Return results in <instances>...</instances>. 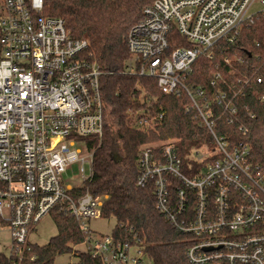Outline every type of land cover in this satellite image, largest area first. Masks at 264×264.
Wrapping results in <instances>:
<instances>
[{
    "label": "built area",
    "instance_id": "obj_1",
    "mask_svg": "<svg viewBox=\"0 0 264 264\" xmlns=\"http://www.w3.org/2000/svg\"><path fill=\"white\" fill-rule=\"evenodd\" d=\"M258 1L264 4L155 0L128 34L133 71L155 77L166 94L187 95L186 109L197 111L212 134L213 147L190 155L201 167L185 165L175 139L145 144L138 152V185L150 186L157 209L178 232L194 237L186 251L191 264H264V171L250 161L248 143L217 133L215 117L216 108L223 109L233 123L234 98L249 79L228 81L215 72L209 88L188 83L200 55L222 39L234 41L245 25L264 16V10L249 14ZM173 41L189 46L172 49ZM86 47V40L72 38L64 19L44 14V0H0V229L11 237L9 252L3 251L7 264L22 263L33 227L53 211L75 218L85 235L81 251L102 264H144L145 258L153 264L139 244L89 227L103 204L87 189L94 173L89 141L102 138L106 114L102 73L82 56ZM130 118L139 129H154L164 111L142 109ZM74 170L80 185L69 181Z\"/></svg>",
    "mask_w": 264,
    "mask_h": 264
},
{
    "label": "trees",
    "instance_id": "obj_2",
    "mask_svg": "<svg viewBox=\"0 0 264 264\" xmlns=\"http://www.w3.org/2000/svg\"><path fill=\"white\" fill-rule=\"evenodd\" d=\"M154 1L44 0V14L64 19L72 38L87 41L82 56L95 61L102 73L104 110L110 121L105 123L101 139L89 141L94 173L87 185L89 192L102 199L101 217L115 218L111 234L118 240L142 246L153 264H191L186 251L194 237L178 232L157 209L153 189L137 183L138 152L145 144L173 138L185 165L192 163L198 167L204 164L192 160V152L204 145H214L212 134L201 123L197 111L186 109L190 102L187 95L164 93L155 77L141 76L130 66L133 56L128 49L129 31ZM178 46L189 44L171 43L172 49ZM215 72L228 81L249 79L242 82L243 94L234 98L238 114L232 124L227 123L224 110L216 108L217 133L229 136L233 143H248L250 161L264 171L263 15L245 25L234 41L222 39L210 53L200 55L188 83L209 88ZM258 77L262 82L257 81ZM218 87L226 85L219 83ZM142 109L152 115L164 111V118L154 129H139L130 115ZM51 216L57 234L46 244L32 242L21 264H54L58 256L72 253L79 258V264H102L92 253L73 248L85 240L74 217L56 211ZM8 261L6 253L0 250V264Z\"/></svg>",
    "mask_w": 264,
    "mask_h": 264
},
{
    "label": "rangeland",
    "instance_id": "obj_3",
    "mask_svg": "<svg viewBox=\"0 0 264 264\" xmlns=\"http://www.w3.org/2000/svg\"><path fill=\"white\" fill-rule=\"evenodd\" d=\"M264 10V4L261 2H255L250 6L249 14ZM130 66L133 68L134 63L131 62ZM106 122L110 121V117L107 115L105 117ZM173 139V138H169ZM70 182L74 185L81 184V178L79 174L74 171H70ZM89 170H87V175ZM75 175V177H74ZM116 224L115 218H104L100 217L97 219H92L89 222V227L92 231L99 233V235L111 234ZM57 234V225L51 215H46L43 217L32 229L29 239L33 243L46 244L49 242L50 238ZM11 246L10 233L6 228L0 229V250L9 252ZM85 244L78 246L77 250H84ZM76 262L75 253L74 254H64L57 257L55 264H73ZM149 263V260L145 258L144 264Z\"/></svg>",
    "mask_w": 264,
    "mask_h": 264
},
{
    "label": "crops",
    "instance_id": "obj_4",
    "mask_svg": "<svg viewBox=\"0 0 264 264\" xmlns=\"http://www.w3.org/2000/svg\"><path fill=\"white\" fill-rule=\"evenodd\" d=\"M81 246V245H80ZM74 254V253H72ZM75 258H76V262H74L73 264H79V258L75 255ZM57 259V258H56ZM56 261V260H55ZM55 264V263H54Z\"/></svg>",
    "mask_w": 264,
    "mask_h": 264
}]
</instances>
